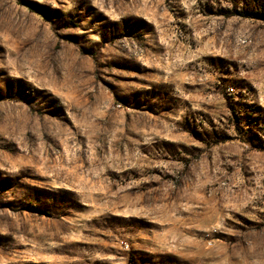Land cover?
Segmentation results:
<instances>
[{
    "label": "rangeland",
    "instance_id": "rangeland-1",
    "mask_svg": "<svg viewBox=\"0 0 264 264\" xmlns=\"http://www.w3.org/2000/svg\"><path fill=\"white\" fill-rule=\"evenodd\" d=\"M0 264H264V0H0Z\"/></svg>",
    "mask_w": 264,
    "mask_h": 264
}]
</instances>
